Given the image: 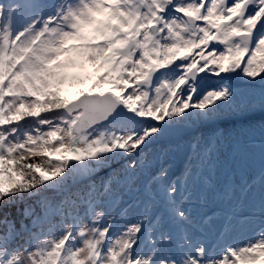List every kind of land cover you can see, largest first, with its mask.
Segmentation results:
<instances>
[{
  "label": "snow or ice",
  "instance_id": "1",
  "mask_svg": "<svg viewBox=\"0 0 264 264\" xmlns=\"http://www.w3.org/2000/svg\"><path fill=\"white\" fill-rule=\"evenodd\" d=\"M0 264H264V0H0Z\"/></svg>",
  "mask_w": 264,
  "mask_h": 264
}]
</instances>
